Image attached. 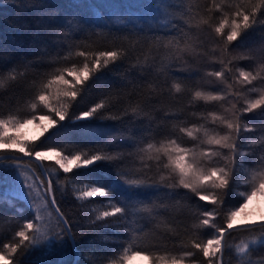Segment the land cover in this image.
Returning a JSON list of instances; mask_svg holds the SVG:
<instances>
[{"label":"snow or ice","instance_id":"snow-or-ice-1","mask_svg":"<svg viewBox=\"0 0 264 264\" xmlns=\"http://www.w3.org/2000/svg\"><path fill=\"white\" fill-rule=\"evenodd\" d=\"M70 7L79 10L81 5ZM118 7L129 15L141 14L135 17L130 32L120 36L109 29L96 35L124 41L126 46L97 50L86 42L73 41L69 38L82 32L85 22L69 20L62 26L64 30H53L64 38L56 43L66 44L67 51L42 49L43 54L34 60L0 67V94L13 86L27 93L7 113L0 104V207L23 201L32 213L11 240L0 242V264H21L20 257L25 264H80L79 259H64L69 249L72 257L82 255L74 231L81 225L62 211L57 198L58 191L63 195L69 188L89 230L114 228L126 234L119 255L107 264H126L135 256H144L150 264H185L186 260L190 264H232L225 259L227 252L235 256V264H264V255H255L258 248H264V218L233 222L245 213L250 201L264 197V86H257L264 85V44L244 53L236 51L250 32L264 28V0H208L202 11L195 0H133ZM68 15L76 17L77 13ZM145 17L151 23L137 27L145 23ZM206 30L215 41L210 48L201 38ZM132 54L135 60L127 71H138L141 76L154 73L156 80L163 77L165 85L171 78L167 91L174 96L186 90L174 70L185 73L186 79L199 71L193 63L201 58L219 65L218 70L205 72L215 85L209 81V87L191 90L188 107L199 102L205 106L204 111L191 113L195 122L179 118L183 109L167 110L153 128L155 113L162 110L130 102L118 109L119 102L131 94L115 86L77 113V104L95 82ZM241 60L253 61L256 67H239ZM146 86L148 101L152 93L159 95L164 90L155 81H147ZM248 114L255 115L259 123L246 119ZM95 119L115 121L120 127L104 143L86 149L49 144L40 150L39 144L26 140L21 132L34 124L40 136L55 130L48 137L51 139L65 132V121ZM142 121L146 123L137 135L133 129ZM161 128L166 131L157 139ZM257 132L259 135H247ZM186 138L190 147L184 146ZM250 157L256 159L250 161ZM45 161L53 164L46 166ZM34 162L39 164L34 166ZM98 163L117 168L115 179L107 185L96 178L69 175ZM235 186L241 188L236 192L239 202L229 205ZM193 199L195 204L188 203ZM170 210L174 223L161 215ZM185 210L193 217L190 227L176 219ZM153 222L154 227L146 229ZM157 229L170 238L179 237L181 229L189 233L178 245L182 249L179 255L150 251L155 247L151 242ZM205 230H211L210 238H204ZM236 234H245L238 243ZM90 264L104 261L96 258Z\"/></svg>","mask_w":264,"mask_h":264},{"label":"trees","instance_id":"trees-1","mask_svg":"<svg viewBox=\"0 0 264 264\" xmlns=\"http://www.w3.org/2000/svg\"><path fill=\"white\" fill-rule=\"evenodd\" d=\"M133 0H4V3L0 4V54L3 55L4 60L0 61V67L11 66L21 61H31L37 56L42 55V49L49 53H54L59 48L67 51L66 44L61 43L59 46L57 41H63V37L58 36L54 29L64 30L62 26L69 20L73 24L77 23L78 19H83L85 24L82 26L83 31L71 36L69 39L73 41H83L91 44L97 50H107L113 45L119 46L126 42L121 40H112L111 37L105 39L102 36H97L98 31L103 30L107 32L112 29L115 35H126L130 32L135 23V17L141 15L135 13L129 15L122 12L118 7L122 4H128ZM200 5V10H203V6L208 0H195ZM72 4H80L79 10L71 8ZM88 5V7H84ZM96 5L100 6L95 7ZM116 6V7H113ZM69 12H76L77 16H69ZM55 14V15H52ZM123 20L124 23H118V20ZM151 23L150 18L145 17L144 24H136L137 27H147ZM119 29V31H117ZM201 38L205 41V47L210 48L214 43L213 36L206 30L201 33ZM240 41L234 42V46L239 44ZM264 44V28H258L255 31L244 38L243 46L237 48L238 53H244L248 50L259 48ZM218 55V53H217ZM135 60V54L131 55L129 60L124 61L122 64L113 66V71L105 72L102 79L95 82V84L88 90V95L84 100L80 101L76 106L77 113L81 110H85L91 103L96 102L103 95L112 90L111 86L122 87L123 92L130 93L117 105L118 109H121L129 102L132 104L141 103L147 104L149 107L155 106L162 111L156 112V120L153 121L152 127L155 128L157 122L163 118V111L167 110H180L183 109V114L179 117L182 120H188L195 122L192 112H201L205 110L203 102L197 103L193 107H188L191 100V90L202 87H209V81L213 85L216 84L214 78L205 76L206 71L218 70V64H211L207 58H201L198 62L193 63V67L198 68L199 71L186 78L185 73L175 72L174 75L181 78V82L186 85V90L177 95H171L167 91V86H170L172 79L169 78L167 85L161 77L156 80L154 73H149L146 76H141L138 71H127L129 65ZM239 67H243L246 70L256 67L255 63L250 60H241L238 63ZM31 75H29V79ZM128 81H131L129 83ZM147 81H155L160 88H163L162 94L152 93L151 101L146 98L149 96V91L146 86ZM264 86L261 84L257 85ZM222 87V85H218ZM27 98V93L23 92L19 86H13L6 92L0 94V104L5 113L9 109H14L18 103H22ZM211 107V106H208ZM246 119L251 122L259 123L257 117L253 114H248ZM146 121L138 122L133 131L135 134H141V127ZM67 125L65 132L52 136L50 130L45 136H39L40 139L32 140L40 145V150L49 144H55L58 147H66L71 149L75 148H90L96 144H102L107 141L108 137L113 135L117 128L120 127L118 122L115 121H103L99 119L95 120H83L79 122L65 121ZM166 131V128H161L157 131V139L160 138V134ZM104 133L103 136L98 135ZM248 136L259 135V133H248ZM148 136L145 134V140ZM184 146H191V143L185 139ZM251 160H255L256 157H250ZM39 162H34V166ZM52 161H45V165H52ZM251 166V165H250ZM117 168L114 164L110 163H98L94 167L89 169L75 170L74 173L69 175H76L80 177H91L101 180L105 185L109 184L112 179H115ZM61 179L64 177V173H60ZM55 184V182H54ZM241 190L239 186H235L230 193L227 203L229 205L239 202V198L236 196V192ZM57 198L59 200L62 211L67 213L73 219L79 221L81 227L74 229L77 236L78 247L81 252V256L78 257L80 264H90L93 259L103 258L104 264H107L108 259H115L122 247V240L126 239V234L117 232L114 228H105L102 230L91 231L89 230L86 217L81 215V209L79 202L76 201L71 189L69 188L63 195L58 191ZM97 200H103L104 198H96ZM168 202L171 201H164ZM190 204H195V199L188 201ZM202 204L204 202H201ZM211 207V205H207ZM19 208L18 212L16 209ZM31 210L23 201L16 203L14 207H0V242H8L11 240L14 232L19 229L20 225L26 220L31 219ZM162 216L167 217L174 223L173 216L174 211L167 212L162 211ZM176 219L184 221V226L190 227L193 222V217L185 210ZM155 222L146 225V229H152ZM189 233L183 232L179 237H169L163 229H157L156 238L151 242L155 247H152L150 251L157 254H163L164 251H168L173 255H179L182 251L178 247L181 240H187ZM211 230H205L204 238H210ZM245 234H236L237 239L235 242H239L240 238ZM103 237H108L107 240ZM177 245V247H173ZM71 250L69 249V255L64 259L72 260L75 257L71 256ZM256 256L264 255V248H258L255 253ZM198 258H202L198 254ZM53 257V260H56ZM225 259H231L232 264H235V256L231 252L225 254ZM21 264L25 263V258L20 257ZM185 264H190L188 260Z\"/></svg>","mask_w":264,"mask_h":264},{"label":"rangeland","instance_id":"rangeland-1","mask_svg":"<svg viewBox=\"0 0 264 264\" xmlns=\"http://www.w3.org/2000/svg\"><path fill=\"white\" fill-rule=\"evenodd\" d=\"M21 132L28 141L35 140L40 136V129L34 124L26 125L21 129ZM245 213L239 214L233 222L235 224H245L248 220H261L264 218V197H256L250 201L245 209ZM126 264H150V262L144 256H135L127 261Z\"/></svg>","mask_w":264,"mask_h":264},{"label":"bare ground","instance_id":"bare-ground-1","mask_svg":"<svg viewBox=\"0 0 264 264\" xmlns=\"http://www.w3.org/2000/svg\"><path fill=\"white\" fill-rule=\"evenodd\" d=\"M75 259V258H74ZM76 259H78V257H76ZM22 264H25V263H22Z\"/></svg>","mask_w":264,"mask_h":264},{"label":"water","instance_id":"water-1","mask_svg":"<svg viewBox=\"0 0 264 264\" xmlns=\"http://www.w3.org/2000/svg\"><path fill=\"white\" fill-rule=\"evenodd\" d=\"M25 159H27V158H25ZM75 259H76V257H75Z\"/></svg>","mask_w":264,"mask_h":264}]
</instances>
